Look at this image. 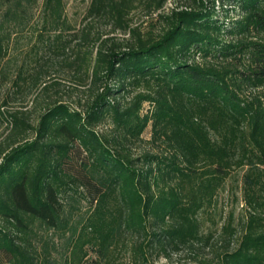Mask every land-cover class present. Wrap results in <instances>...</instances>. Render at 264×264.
<instances>
[{"label": "trees", "instance_id": "1", "mask_svg": "<svg viewBox=\"0 0 264 264\" xmlns=\"http://www.w3.org/2000/svg\"><path fill=\"white\" fill-rule=\"evenodd\" d=\"M37 1L0 0V264H264V0H91L78 30L43 0L24 61ZM235 178L246 225L220 232L207 210Z\"/></svg>", "mask_w": 264, "mask_h": 264}, {"label": "rangeland", "instance_id": "2", "mask_svg": "<svg viewBox=\"0 0 264 264\" xmlns=\"http://www.w3.org/2000/svg\"><path fill=\"white\" fill-rule=\"evenodd\" d=\"M37 5L34 8V16L31 20L30 26L22 33L13 37L9 49L13 54L21 56L24 61L26 57L30 56L33 50L39 45L40 40L48 35L44 28V13H43V0H38ZM189 0H169L164 8L165 13H171L173 9L178 7H184ZM63 3L64 14L66 20L70 25L74 26L78 30L83 28L84 22L83 17L87 8L89 7L91 0H60ZM157 14L153 16L146 15L138 10L134 11L131 15V23L133 25L142 26L145 30L158 28L159 22H156ZM86 25V24H85ZM45 34H42L44 33ZM116 37L122 39L127 37L121 32L114 34ZM45 36V37H44ZM35 48V49H34ZM91 56L88 57L87 63L83 68L82 75L87 79L91 72ZM79 77L81 74L77 71L65 70L60 73V77L57 76L56 79L62 83V91L68 93L71 88L75 87L79 82ZM75 91V90H73ZM56 94V93H54ZM64 96L65 93H60ZM80 93H68L65 95V99L70 100L71 103L75 104L78 101ZM31 106V103H30ZM147 109V105H146ZM33 112H39L38 107L32 108ZM36 115V114H35ZM6 123L0 128V141L7 135L8 130L6 129ZM144 138H150V128L144 133ZM237 178L231 180V182L226 185L222 190L218 192L215 196L213 205L207 210V221L211 224V227H216L218 231L221 232V227L229 221L232 220L233 224L241 230L246 225L247 216L249 208L246 206L244 201V196L242 193L241 185L238 184ZM181 259V260H179ZM175 262H184L183 256H175ZM121 264H131L128 256H122ZM154 264H168L165 259L156 260Z\"/></svg>", "mask_w": 264, "mask_h": 264}]
</instances>
